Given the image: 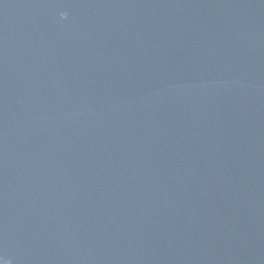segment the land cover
<instances>
[{"label":"water","instance_id":"water-1","mask_svg":"<svg viewBox=\"0 0 264 264\" xmlns=\"http://www.w3.org/2000/svg\"><path fill=\"white\" fill-rule=\"evenodd\" d=\"M0 264H264V0H0Z\"/></svg>","mask_w":264,"mask_h":264}]
</instances>
